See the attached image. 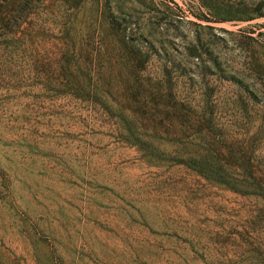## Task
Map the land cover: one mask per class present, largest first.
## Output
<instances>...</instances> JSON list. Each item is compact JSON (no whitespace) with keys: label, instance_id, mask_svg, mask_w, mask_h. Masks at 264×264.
I'll list each match as a JSON object with an SVG mask.
<instances>
[{"label":"rangeland","instance_id":"obj_1","mask_svg":"<svg viewBox=\"0 0 264 264\" xmlns=\"http://www.w3.org/2000/svg\"><path fill=\"white\" fill-rule=\"evenodd\" d=\"M145 241L264 264V0H0V264Z\"/></svg>","mask_w":264,"mask_h":264},{"label":"trees","instance_id":"obj_2","mask_svg":"<svg viewBox=\"0 0 264 264\" xmlns=\"http://www.w3.org/2000/svg\"><path fill=\"white\" fill-rule=\"evenodd\" d=\"M176 241H177V239H176ZM183 243H185V242H183ZM186 245H188L187 246V248H180V250L182 251V254L180 255V254H176V256H177V260L175 261V262H173L172 264H191L190 262V260H189V255L187 256V253H189L190 251L191 252H193L194 253V250H193V247L190 245V244H188V243H186ZM154 246H150V244H149V242L148 241H145V243L143 244V246H141L140 248H139V250H145V251H147L148 252V254H147V256L149 257V259L150 260H148V261H150L149 262V264H164L166 261H165V259H163V258H161L160 256H159V253H158V256L159 257H157V254H156V256L155 257H153L152 256V254H151V249L153 248ZM179 248V247H178ZM159 250H161V249H156V248H154L153 249V251H158L159 252ZM164 251V250H163ZM172 254H174L175 255V252H171ZM260 257H262V256H260ZM160 258V259H159ZM162 259V260H161ZM178 260H179V262H181V263H178ZM263 259H261L260 261H262ZM167 263V262H166ZM168 264V263H167Z\"/></svg>","mask_w":264,"mask_h":264}]
</instances>
